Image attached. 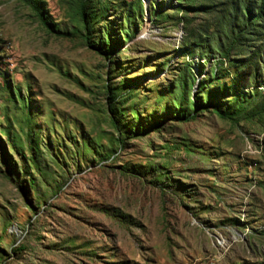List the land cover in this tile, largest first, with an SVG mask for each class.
<instances>
[{
    "label": "rangeland",
    "instance_id": "rangeland-1",
    "mask_svg": "<svg viewBox=\"0 0 264 264\" xmlns=\"http://www.w3.org/2000/svg\"><path fill=\"white\" fill-rule=\"evenodd\" d=\"M39 1L51 27L0 0V264H264V112L175 119L207 91L233 110L232 63L261 43L214 51L231 0H139L142 17L137 0H93L108 60L86 45L79 0ZM187 67L218 81L182 103ZM257 85L241 91L256 103Z\"/></svg>",
    "mask_w": 264,
    "mask_h": 264
},
{
    "label": "trees",
    "instance_id": "trees-1",
    "mask_svg": "<svg viewBox=\"0 0 264 264\" xmlns=\"http://www.w3.org/2000/svg\"><path fill=\"white\" fill-rule=\"evenodd\" d=\"M32 11L35 12V15L41 20V22L47 26L51 27L52 25L48 23L47 17L45 16V10L39 0H22ZM93 0H79V17L81 20V24L85 31V41L86 45L89 49L96 52L98 55L102 56L105 59H110V57L114 53V49L112 46V42L109 38L106 37L105 41H100L96 43L92 41L90 38V34L93 31L92 20L96 19V16H89L87 13V4ZM100 1V0H98ZM179 5H185L187 8H192L196 5L197 2H206L211 0H177ZM130 10L126 13V19L131 20L135 15H131V9L133 7L132 4L128 6ZM198 8V7H197ZM200 8H209L206 6H199ZM136 11L139 16H143V10L140 4V1L136 2ZM149 12V14H148ZM148 20L156 21L154 18L152 11L149 7V11H146ZM264 22V0H231L228 8L223 12L222 16L218 21V31L221 34V37H224V41L222 43L219 40L216 41V46L213 47L214 51L217 55L222 59H228L229 53L235 49L236 47H243V42L249 39L250 37H254V40L260 42L259 48L253 51L248 57L243 60H238L232 63L233 76L231 78V83L234 87L237 88L238 95L235 96L232 101L233 110L228 111L219 110L216 106H214V102L217 99L219 92L217 91H207L205 104L196 105L194 102V98L192 97V102L186 103L185 105H179L177 107L178 112H176L175 119L179 122H189L192 121L199 111H209L211 108L215 111V113L223 118L233 120L235 117H241L244 113L248 117H254L257 113L264 112V98L260 97V102L256 103L253 100L247 99L244 95V92L249 88L256 87L255 85L257 81H260L258 85H264V28L262 23ZM57 33V30H52ZM199 47H201L199 45ZM202 54H206L207 52L201 49ZM188 56L192 57L193 53L188 50ZM187 72L189 74V83L187 80L185 81V77L180 79L179 89H180V99L182 103L184 102V98L186 94H183V89L185 87L195 86V81L190 69L187 67ZM209 77L211 78L206 83H198L197 89L203 93L206 89L210 87V85L214 81H218L216 71L211 70ZM184 79V81H183ZM257 85V86H258ZM254 98H259V94L257 91L254 92ZM241 94V95H240ZM184 96V98H183ZM118 95L114 92L108 91V99L109 101H115ZM188 97V96H187ZM256 101V100H255ZM126 102V100H120L118 102L119 105H122ZM216 107V108H215ZM260 111V112H259ZM140 127H132L130 132L135 134V131H141ZM10 179V178H9ZM22 189V188H21ZM30 209L31 206L29 207Z\"/></svg>",
    "mask_w": 264,
    "mask_h": 264
}]
</instances>
